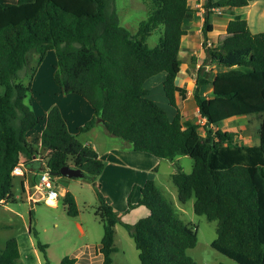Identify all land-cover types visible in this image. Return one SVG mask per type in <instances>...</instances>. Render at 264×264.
Masks as SVG:
<instances>
[{"label": "trees", "instance_id": "1", "mask_svg": "<svg viewBox=\"0 0 264 264\" xmlns=\"http://www.w3.org/2000/svg\"><path fill=\"white\" fill-rule=\"evenodd\" d=\"M253 1L204 3L202 31L207 61L217 63L220 69L209 80L202 76L203 67L199 68L194 97L206 123L189 122L186 126L176 99V77L182 65L179 49L186 33L188 0H151L154 7L136 32L121 24L116 0L0 3V202L14 196L12 170L18 162L23 160L31 168L41 165L32 160L39 149L27 138L41 117L26 98L33 91L39 66L53 49L57 58L55 82L65 93L83 96L94 108L79 132L90 130L102 117L106 130L131 142L134 150L168 159L191 156V172L177 166L172 173L179 199L186 202L194 195L195 212L217 220L214 248L240 264H264V31L253 32L247 19L236 17L215 44L207 41L216 8L241 7ZM158 27L163 28L159 43L150 46L147 39ZM162 72L163 92L174 112L151 97L146 85ZM25 78H29L27 82ZM207 83L213 88L209 96L203 93ZM255 113L262 115L259 144L237 142L239 133L219 127L224 120ZM203 126L205 135L200 132ZM41 146L54 175L60 176L67 164L75 165L96 187V213L104 225L98 247L102 264H113L117 223L134 238L142 264H197L188 253L197 243V229L179 216L153 176L141 187L137 202L132 201L134 189L128 197L127 211L145 205L149 213L134 223L122 219L101 191L98 176L105 169L104 159L92 144L69 130L58 104L48 111ZM63 202L68 214L79 213L70 190L64 193ZM35 236L46 263L51 264L48 244L40 240L37 231ZM77 259L67 255L60 264ZM0 264H24L16 237L9 238L0 250Z\"/></svg>", "mask_w": 264, "mask_h": 264}, {"label": "rangeland", "instance_id": "2", "mask_svg": "<svg viewBox=\"0 0 264 264\" xmlns=\"http://www.w3.org/2000/svg\"><path fill=\"white\" fill-rule=\"evenodd\" d=\"M16 1L0 0V3ZM149 2L150 0H116L121 24L132 32H136L139 22L147 18L154 7L153 3ZM257 5L261 9H264V0H258ZM256 17L255 19L253 15L250 21L252 30L264 31V16L259 17L258 13H256ZM162 32V27L156 28L148 37L147 43L150 46L158 44ZM35 59L36 54L32 58V63H35ZM56 65L55 50H49L33 79V91L26 98V101L38 115L44 114L43 109L42 112L38 109L39 103H47L58 98V93L53 90L54 86L57 87L53 77ZM28 79L25 78L26 82ZM160 91L162 92V86L160 87ZM2 92L3 87L0 85V94ZM159 103L162 105L160 101ZM84 108L85 102L83 100L79 110L80 114L76 112L77 119L81 118L83 120L86 113ZM197 120H200L198 114L194 116L192 121ZM261 120L262 115L260 113L248 114L224 120L220 123L219 127L239 133L237 142L259 144L258 129ZM45 121V117H42L41 122L35 128L36 132L44 128ZM188 123L187 119L183 120L185 126ZM70 124L73 127V119ZM96 125H98V129L102 133L98 138L105 137L111 139L112 141L107 140L110 142H126L131 144V142L119 136L110 134L102 122ZM200 132L203 135L206 134L204 126L200 128ZM39 135H31V141L39 149L40 154L46 155L38 138ZM105 138L104 140L106 141ZM79 139L85 140V136L80 134ZM136 153L147 155L143 164L145 168H148L153 163L157 164L156 170L152 173L162 193L174 204L179 216L186 223L197 229V243L194 247L188 249L189 255L197 261V264H240L235 259L212 246V241L217 236L218 222L217 220L208 219L205 214L195 212V196L193 195L186 202H182L179 199L178 189L173 182L172 173L177 170V166H181L183 170L191 172L194 167V159L185 154L178 155L176 159L172 160L159 158L149 152L137 151ZM100 175L98 176V180L101 177ZM148 175L150 174L148 173ZM36 178L39 179V174H36ZM130 180H134V175L128 173L122 182L117 180V183L114 185H103L101 191L125 221L134 223L146 213V207L138 206L136 209L127 211L129 207L128 197L133 189L129 187L130 183L128 182ZM56 183L57 188L61 192L57 201L52 202V204L45 201L33 203L22 190L21 177H14V196L0 202V250L5 247L6 241L9 238L16 237L21 250V260L24 264H47L44 252L37 244L38 239L35 236V231H37L40 240L48 244L47 255L51 264H60L62 259L67 255L78 258L77 262L73 264H102V254L96 255L99 251L95 247L100 244L104 234L103 221L96 213L99 206L96 187L87 178H69L63 175L56 176ZM66 190H70L76 197L79 208L77 215H70L67 212V206L63 202ZM140 196L141 190L136 189V191H133L132 201L137 202ZM31 210L32 213H30ZM114 243L117 250L112 254L113 264H142L134 238L120 223H117L115 226Z\"/></svg>", "mask_w": 264, "mask_h": 264}, {"label": "crops", "instance_id": "3", "mask_svg": "<svg viewBox=\"0 0 264 264\" xmlns=\"http://www.w3.org/2000/svg\"><path fill=\"white\" fill-rule=\"evenodd\" d=\"M205 2L206 0H188V5L190 9L188 10L184 20V28L186 29V33L182 36L181 46L179 49V58L182 61V65L176 77V84H177L176 99L178 106L181 110L182 121L184 119H187L189 122L190 121L199 122L201 124L206 123V118L201 116L199 112V107L194 97V91L196 88L199 68L201 66L203 67L202 76L206 77L209 80H212L215 77L217 71L220 69V66L217 63L212 62L210 60L207 61L208 59L207 53L205 52V48H204L205 36L203 34L202 27L205 22V15H204ZM257 2L258 0H255L248 5L241 7L226 6V7L216 8L214 12L211 14L212 30L208 33V37H207L208 45L215 44L217 37L221 33L226 31L229 21L233 18L241 17L247 19L249 23V27L251 28L250 21L251 18H253V15L255 19L257 18L256 13H258L259 17L264 16V9H261L257 5ZM252 31L260 32L262 30L260 31L252 30ZM193 56H196V60L194 61H193ZM55 69L56 66L54 67V70ZM164 78H165V72H162L148 79L146 85L150 89L151 97H153L158 102L160 101L163 107H165L168 111L174 112L176 109L170 104L169 99L163 92L162 83ZM56 86L57 87L54 86L53 90L56 93H58V98L56 100H51L47 103L45 102L39 103L38 109L40 110V112H42L43 109V113H44L43 114L44 116L43 115H39V116L41 118L45 117V119L47 120V114L50 108L54 104H58L60 106L62 113L67 120L69 130L72 133L77 134L78 137L80 134L85 136V140H81V139L80 140L83 141L84 143L92 144L97 149V151L99 152L100 156L104 159V161H106L105 169L103 170L102 174L100 175L101 177H99L98 180L101 183V188L103 187V185L104 186L108 184L114 185L117 183V180L122 182L124 180L125 175L129 173L134 175V180H130V182H128L130 183L129 187H132L134 191H136V189H141V187L144 185L145 181L147 180V177L149 178L150 175L154 177L152 172L156 170L157 164L153 163L148 168H145L143 164L147 155H144V153H136L137 150L133 149L132 143L131 144L126 142L115 143V142L107 141L111 139H107L105 137L98 138L99 135L102 134L101 130L98 129V125H95L86 132H79V126L93 116L94 108L83 96L77 93H65L57 83ZM161 86H162V92L160 91ZM34 88H35V84H34ZM212 89H213L212 84L207 83L203 87V93L206 96H209V94L212 92ZM83 100L85 102L84 110L86 111V113L82 120L81 118L77 119L76 112L77 114H80L79 110ZM197 114L200 116V120L192 121L194 119V116ZM72 119H73V127L70 124ZM45 126H46V121L44 128ZM35 128L27 133V138L29 141H31V135L33 134L39 135L40 133L38 138L40 139L41 142V135L44 128H42L38 132L35 131ZM104 138L106 139V141L104 140ZM174 159H176V157ZM134 173L139 174L140 176L139 175L136 176ZM148 173L150 175H148ZM138 206H145V205H138ZM138 206L132 209H136ZM148 213H149V209L146 207V213L143 216L147 215ZM80 227L83 229L81 225ZM99 245L95 247L98 248ZM100 254L101 253L99 252L96 255L99 256ZM102 262H103V258H102Z\"/></svg>", "mask_w": 264, "mask_h": 264}, {"label": "built area", "instance_id": "4", "mask_svg": "<svg viewBox=\"0 0 264 264\" xmlns=\"http://www.w3.org/2000/svg\"><path fill=\"white\" fill-rule=\"evenodd\" d=\"M32 160H39V168H31L26 162L21 160L13 170V176L21 177L22 190L26 193L28 199L33 202L45 201L52 204L57 201L61 192L57 188L56 175L52 173L51 168L47 164V157L39 152L33 156ZM39 174V179L36 178Z\"/></svg>", "mask_w": 264, "mask_h": 264}, {"label": "water", "instance_id": "5", "mask_svg": "<svg viewBox=\"0 0 264 264\" xmlns=\"http://www.w3.org/2000/svg\"><path fill=\"white\" fill-rule=\"evenodd\" d=\"M99 122L104 123L102 117H98ZM61 175L69 177V178H86V173L80 167L75 165L67 164L61 168Z\"/></svg>", "mask_w": 264, "mask_h": 264}]
</instances>
